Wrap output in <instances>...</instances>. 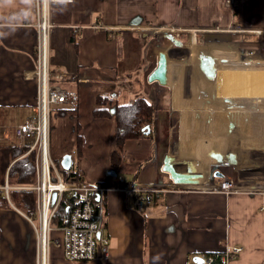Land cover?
<instances>
[{"label":"crops","instance_id":"obj_1","mask_svg":"<svg viewBox=\"0 0 264 264\" xmlns=\"http://www.w3.org/2000/svg\"><path fill=\"white\" fill-rule=\"evenodd\" d=\"M259 1L251 0L253 12L246 18L256 14ZM47 6L54 24L49 68L62 76L52 80L79 95L76 104L62 105L71 109L65 116L54 113L60 105L52 106L48 123L50 156L59 164L61 154L68 153L71 159L73 155L76 161L71 160L70 170L86 183L110 186L122 177L124 183L155 190L152 201L142 210L134 205L140 192L122 188L106 191L105 223L98 236L108 239L107 259L67 261L58 244L59 230L53 228L49 264H199L195 257L220 255L229 246H240L241 251L226 264H264V171L246 179L224 173L232 181V190L215 189L220 186L206 183L213 165L241 168L252 163L248 150H264V59L259 56L262 45L256 39L264 35V26L240 27L245 32L256 31L250 36L255 39L252 56L243 51L223 56L204 47L194 48L192 39L198 32L193 33V29L217 26L222 28L214 32L233 33L232 28L224 27L237 22L240 0H234L236 10L232 15L224 0H72L67 5L52 0ZM35 16L36 4L0 0V185L14 161L9 148L26 147L30 142H20L15 129L34 114L36 103V82L27 77L36 66ZM176 30L182 31L181 36ZM162 31L166 35L174 32L184 45L197 50L195 58L187 63L192 67L191 96L186 98L184 93L186 63L173 68L168 59L161 114L166 123L164 133H156L155 109L150 135L126 140L117 163L112 155V119L99 122L104 118L96 120L91 112L95 97L108 94H101L102 88L92 92L88 73L91 68L102 71L113 66L115 84L118 80L125 84L126 78L131 83L141 72L148 84L146 78L156 66L159 50H165L168 58L170 41L179 42L170 37L164 44ZM98 80L103 81L101 77ZM211 89V106L205 111L200 97ZM108 96L111 102L120 100L119 104L130 99L129 91L120 88L111 90ZM52 118L64 123L52 128ZM66 127L72 132L69 141ZM175 127L179 128L176 142ZM77 134L82 143L79 154ZM24 154L26 151L17 157ZM166 154L181 172L185 171L182 161L187 159L191 165L187 171L201 174L200 180L206 182L199 186L173 184L162 169ZM8 203L0 209V264H36L32 224L10 199Z\"/></svg>","mask_w":264,"mask_h":264},{"label":"built area","instance_id":"obj_2","mask_svg":"<svg viewBox=\"0 0 264 264\" xmlns=\"http://www.w3.org/2000/svg\"><path fill=\"white\" fill-rule=\"evenodd\" d=\"M224 2L234 11V0H224ZM46 20L47 24L44 25V18L42 19L40 16V5L36 3V16L32 23L36 32V66L27 75L28 78L36 82V103L34 114L17 125L15 129L16 137L20 142L30 140L27 143L26 153L34 152V179L31 183H11L6 177L5 182L0 185V190L5 193L7 198L9 191L12 190L29 191L33 195L34 209L30 215L34 217L31 218L30 215H25V217L32 224L35 233L36 264H49L48 253L53 232L50 220L63 193L76 195L68 223L57 228L59 230L58 244L64 259L72 262L88 261L95 258L107 259L109 256L108 239L100 235L97 236L105 223L106 191L110 188H122L140 192L134 200V205L137 210H142L146 204L152 201V192L155 190H149L140 184L124 183L122 177H118L117 183L110 186L102 183L63 181L59 164L49 154V117L53 105H74L78 102L79 95L75 90L67 89L59 85L58 82L51 81L54 77L62 78V76L55 75L49 68L50 34L54 27L49 18V8ZM193 31L196 33L195 29ZM39 171L48 182L63 183L62 188L55 191L54 202L51 200V190L40 189ZM214 188L222 189L223 187ZM240 251V246H229L223 253L216 256H219L220 261L226 264ZM214 259L215 255H208L202 258V263L212 264Z\"/></svg>","mask_w":264,"mask_h":264},{"label":"rangeland","instance_id":"obj_3","mask_svg":"<svg viewBox=\"0 0 264 264\" xmlns=\"http://www.w3.org/2000/svg\"><path fill=\"white\" fill-rule=\"evenodd\" d=\"M250 3L251 0H240V8L239 11L241 12L237 22L235 21L234 24H239L238 25H234L229 24V26L224 27V28H232V29H238L240 27L243 28H256L259 27L257 25H261L264 26V0H260L259 1V5H257V8H259V10L256 12V14H252V16H248L246 18V14H251L252 9L250 8ZM226 5V4H225ZM228 7V6H227ZM229 8V7H228ZM236 10V7L234 9V11ZM230 12L231 15L233 13L232 9L230 8ZM258 17V18H257ZM257 18L256 22H253L255 19ZM236 20V18H234ZM220 28L222 27H209L208 30L205 29H195L196 33L198 32V34L194 35V39L193 40V44L195 45L194 48H198V47H204L207 50H212L215 54H222L223 56H234L236 55L239 51H243V53L245 54H249L251 55V49H252V45L254 44L252 41L255 40L254 38L250 37L249 35H245V33H239L237 31H233V33H228V32H224V31H213V29L215 30H220ZM205 30V32H204ZM165 31V29L163 30ZM162 31V33H163ZM165 34V35H164ZM164 37V44H166V42L169 40V38H173V39H177L179 42L173 43V41L171 42L172 47L168 50V59L169 62L171 64V66H173V68H176V65L181 63V62H185L186 64L188 62H191V59L193 60L195 58L196 55V49H191L190 46L184 45V41H181L179 38L175 37V33L172 32L170 33V35H166V32L163 33ZM245 35V36H244ZM252 36V35H251ZM166 38V39H165ZM258 40V42L262 45L261 46V51H259V56H263L264 59V35H262L261 37L256 38ZM169 42V41H168ZM263 43V44H262ZM174 46V47H173ZM235 51V52H234ZM224 52V54H223ZM252 56V55H251ZM184 65V93L186 95V98H189L191 96V91L189 90V88L191 86H189V81H190V76L192 74V67L191 64H187ZM114 67H107V69H103L102 71H98V70H93V68L90 69L89 73H88V77L90 80V85L93 87L92 92L95 93L96 89L102 88L101 90V94H110L111 90H117V88H120L121 90L123 89H127L129 91V97L130 99L128 101H122V103H127L137 97H143V98H147L146 100L149 102H151L155 109H156V114H155V119H154V127H156V133H158V135L163 134L164 130H165V121L162 117V111L164 109V99H165V91H164V86L163 85H157V82H149L148 84H145V81L143 80V72L141 73H137L135 74L136 76H138V78H134L131 83L128 82L129 79L126 78L127 82L124 84L122 81L118 80V82L115 84V82L117 81L114 77ZM176 71V69L174 70ZM98 77H101L103 79V81L98 80ZM140 79V80H138ZM147 80V78H146ZM209 87V86H208ZM167 94H169V88L166 89ZM212 93V89L211 92L204 94V96H201L200 98H202V108H204L205 111H207L209 109L210 105V95ZM201 94V93H200ZM212 97V96H211ZM124 100V99H123ZM209 101V102H208ZM121 101H113L112 100V109L114 108L115 104H119ZM205 102H208V105H206ZM111 109V110H112ZM179 118V117H178ZM177 118V119H178ZM191 118L188 117V123L189 125H191ZM51 121V125L52 128H54L56 125L58 126L60 123H64V120H60L57 118H52ZM67 121V120H66ZM105 121L107 123V121L105 119H101L99 122H103ZM178 121V120H177ZM71 123V122H70ZM174 141L176 142L177 139L179 138V128L177 129V127L174 128ZM182 130V129H181ZM66 131V139L69 141L70 137L72 136V132L70 130H68V128H65ZM51 140L52 142H54V144L56 145L57 143V138L54 137V134H51ZM188 140V139H187ZM187 140L185 141H181V144L184 142H187ZM230 147V146H229ZM233 148H235V144L232 146ZM27 148V145H26ZM66 154V153H65ZM59 156V155H57ZM63 155H60V158ZM181 155L179 154V157ZM248 158L250 159V161H252L251 164H248L247 166L244 167H237L235 168V165L233 164H224V165H216L214 167V165L212 166L214 169L210 170V171H214L216 169L218 170H222L223 172V180L226 178V176L224 175V173H226L229 176H232L234 179H238V178H252V177H258L260 172L264 171V150H248L247 153ZM143 158L139 157L138 160L141 161ZM103 159L102 156H100L99 160L101 161ZM72 161L75 162L76 159L75 157L72 155ZM255 162V163H254ZM182 168L185 169V171L187 170H191L190 167V162L187 159H183L182 161ZM231 172V173H230ZM62 174V172H61ZM262 174V173H260ZM19 191V190H17ZM31 218H33V215H30Z\"/></svg>","mask_w":264,"mask_h":264},{"label":"trees","instance_id":"obj_4","mask_svg":"<svg viewBox=\"0 0 264 264\" xmlns=\"http://www.w3.org/2000/svg\"><path fill=\"white\" fill-rule=\"evenodd\" d=\"M71 79L74 78L72 77ZM51 81L55 82L54 80ZM94 102L95 106L91 110L92 116L96 120L109 118L113 121L114 141L112 145V155L117 163H119L126 140L150 135V132L145 133L146 129H144V127L146 125H151L154 118L155 107L143 97H137L128 103L119 105L115 104L113 109L111 108V98L108 95H97ZM76 109L77 107L73 110ZM52 110L53 107H51V112ZM70 111L71 109L68 107L60 105L58 108H55L54 113L60 116H65L69 114ZM81 146V138L80 135L77 134L76 154L81 152ZM26 150V147L9 148L10 155L14 159L8 170V180L11 183H31L34 179V152L31 151L21 157H17ZM60 171L62 172L61 176L63 181L83 182V179L77 172L71 170L67 171L61 168ZM8 199H10L12 203L26 215H30L34 209L33 195L29 191L12 190L9 191L7 198L5 193L0 190V209L9 205ZM75 200L76 195H67L66 193H63L61 200L50 220V225L53 228H60L68 223V218L72 208L74 207ZM214 263L223 264V262L220 261L219 256L216 255L212 264Z\"/></svg>","mask_w":264,"mask_h":264},{"label":"water","instance_id":"obj_5","mask_svg":"<svg viewBox=\"0 0 264 264\" xmlns=\"http://www.w3.org/2000/svg\"><path fill=\"white\" fill-rule=\"evenodd\" d=\"M167 53L165 50H159L157 53V61H156V66L154 69L148 74L147 80L149 82L156 81L161 85H168L167 84ZM145 133L150 132V126L146 125L144 127ZM71 155L66 153L64 154L61 159H60V166L64 170H69L71 169L72 161H71ZM171 157L166 154L163 158L162 161V169L169 174V177L172 181L173 184L175 185H184V186H199L201 182H206L204 180H200L201 174L191 172V171H177L175 167L171 164L170 162ZM207 182L208 184H211V186H219L222 184V179L224 178L223 173L216 169L214 171H210L208 175ZM56 198V193H52L51 200L54 202ZM98 236V233H97ZM194 260L197 263L202 262L201 257H195Z\"/></svg>","mask_w":264,"mask_h":264},{"label":"bare ground","instance_id":"obj_6","mask_svg":"<svg viewBox=\"0 0 264 264\" xmlns=\"http://www.w3.org/2000/svg\"><path fill=\"white\" fill-rule=\"evenodd\" d=\"M48 3H44L43 5V8L41 9L40 7V16L41 18L43 19L44 18V25L47 24V20H46V17H47V8H48ZM233 31H239V32H242V33H245L246 35H255L256 34V31H251V32H245L243 30H241L240 28L238 29H232ZM182 34V31L181 30H176V35L177 36H181ZM247 37V36H246ZM38 181L40 182V189L43 190V191H49L51 190L52 193L57 191L58 189L62 188V182L61 183H53V182H48L44 175L42 173H40L39 171V179ZM221 187H224L226 188L227 190H232L233 189V184H232V181L226 177L225 181L223 182V179H222V184L220 185Z\"/></svg>","mask_w":264,"mask_h":264},{"label":"clouds","instance_id":"obj_7","mask_svg":"<svg viewBox=\"0 0 264 264\" xmlns=\"http://www.w3.org/2000/svg\"><path fill=\"white\" fill-rule=\"evenodd\" d=\"M46 2L51 4L52 0H22V3H24L25 5L39 3L41 9L43 8L44 3H46ZM56 2L59 5H67V4L71 3L72 0H56Z\"/></svg>","mask_w":264,"mask_h":264}]
</instances>
